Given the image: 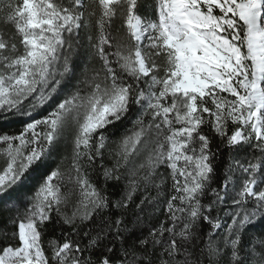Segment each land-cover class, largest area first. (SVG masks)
I'll return each instance as SVG.
<instances>
[{"label": "snow or ice", "instance_id": "obj_1", "mask_svg": "<svg viewBox=\"0 0 264 264\" xmlns=\"http://www.w3.org/2000/svg\"><path fill=\"white\" fill-rule=\"evenodd\" d=\"M0 264H264V0H0Z\"/></svg>", "mask_w": 264, "mask_h": 264}]
</instances>
